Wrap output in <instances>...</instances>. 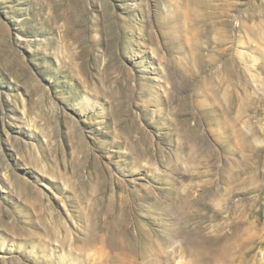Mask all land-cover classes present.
Returning <instances> with one entry per match:
<instances>
[{
  "label": "rangeland",
  "instance_id": "obj_1",
  "mask_svg": "<svg viewBox=\"0 0 264 264\" xmlns=\"http://www.w3.org/2000/svg\"><path fill=\"white\" fill-rule=\"evenodd\" d=\"M263 111L264 0H0V264H264Z\"/></svg>",
  "mask_w": 264,
  "mask_h": 264
},
{
  "label": "bare ground",
  "instance_id": "obj_2",
  "mask_svg": "<svg viewBox=\"0 0 264 264\" xmlns=\"http://www.w3.org/2000/svg\"><path fill=\"white\" fill-rule=\"evenodd\" d=\"M221 233L218 231L209 237H199L191 241L196 247L201 246V249H198L196 258L186 264H251V253L249 251L246 252L245 256L242 254L244 257H240L239 253L236 252L235 235L230 233L227 236V233ZM125 234L129 238L132 236L128 226L125 227L122 234L121 244L116 245L111 241L96 244L99 246L95 247L104 249V253L97 256L100 261H103V264H172V251L162 245L155 236L146 237L147 241L144 243L138 239L136 240V238L134 240L129 239ZM231 239L232 241H230ZM139 247L143 250L141 253L135 250ZM149 251L153 252L150 253ZM152 253L154 254L152 255ZM73 264H80V262L74 259Z\"/></svg>",
  "mask_w": 264,
  "mask_h": 264
}]
</instances>
